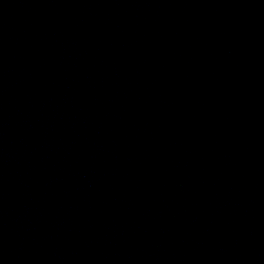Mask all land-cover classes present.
I'll return each instance as SVG.
<instances>
[{
  "label": "water",
  "instance_id": "1",
  "mask_svg": "<svg viewBox=\"0 0 264 264\" xmlns=\"http://www.w3.org/2000/svg\"><path fill=\"white\" fill-rule=\"evenodd\" d=\"M0 264H264V0H0Z\"/></svg>",
  "mask_w": 264,
  "mask_h": 264
}]
</instances>
